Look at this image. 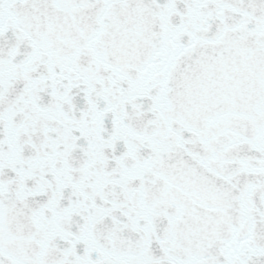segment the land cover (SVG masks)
I'll list each match as a JSON object with an SVG mask.
<instances>
[{
  "label": "water",
  "instance_id": "1",
  "mask_svg": "<svg viewBox=\"0 0 264 264\" xmlns=\"http://www.w3.org/2000/svg\"><path fill=\"white\" fill-rule=\"evenodd\" d=\"M39 1L40 9L29 7L33 12L29 15L27 11L8 12L6 0H0V119L19 120L11 132L10 125L0 124V133L8 156H16L28 168L27 178L18 182L21 171H10L9 182L0 183V199L22 192L24 183L28 184L25 194L30 189L35 191L33 199L23 202V208L13 210L16 222L23 225L16 229L25 237L12 236L13 240L6 242L0 235V264H105L100 252L83 250L64 240V229L55 233L61 226L59 222L66 220L71 223L65 225H71L80 213L86 218L116 214L118 231L122 229L127 239L137 231L143 235L157 227L163 229L166 225L157 224L160 210L169 201L175 205L171 209L177 207L176 199L192 200L204 224L210 226L205 230L212 234L209 246L213 247L204 250L216 254L196 258V262L264 264V106L260 102L264 61L253 53L254 47L262 43L261 36L254 37L252 49L246 50L245 40L235 35L236 40L227 45L220 30L212 28L207 30L206 38L203 35L202 43L199 30L207 20L189 9V0H97L87 8L90 0H82L84 5L76 0ZM213 1L207 4L211 7ZM98 9L101 12H95ZM145 9L151 10L147 18L138 11ZM133 14L140 18H132ZM89 15L92 21L87 20ZM41 16L46 17L43 22ZM227 16L235 17L237 11ZM195 20L201 22L194 25ZM131 23L139 26L135 38L150 37L153 31L157 37L182 39L180 30L184 38L196 40L209 52L221 56L228 53L226 63L215 64L213 79L217 87L211 80L209 87L200 83L192 88V78L179 83L178 74L172 70L166 75L169 86L165 76L162 78L163 89L168 92H155L156 99L170 94L167 104L155 101L152 111L149 109L156 121L148 123L144 121L145 112L139 114L134 103L133 61L124 58L131 46L101 45L94 55H88L75 44L54 45L58 49L45 51L44 43L31 42L67 39L76 33L81 39L91 33L100 39H130ZM189 48L179 49V56L194 59L197 54ZM206 52L201 51L202 63ZM12 63L13 77L27 82L24 102L18 99L20 88L9 74ZM43 65H51L56 76L42 72ZM158 72L156 69L154 75ZM201 75L193 71V77ZM100 78L102 83L96 82ZM83 82L89 83L92 91L94 87L105 89L106 94L90 96L84 91L81 96L85 100L79 101V92L65 85L77 87ZM186 87L189 90L183 89ZM43 144L45 149L41 150ZM52 167L60 176L47 174ZM92 169H97V175ZM79 181L82 190L78 187L72 197L79 192L86 196L74 212L71 202L55 199L54 188L63 191L72 187L73 191ZM158 184L163 185L153 187ZM90 197L92 204L88 203ZM4 205L0 202L1 208ZM38 222L51 225L52 230L27 225ZM170 230L173 239L185 245L182 228L174 226ZM243 236L249 242L236 244L237 237ZM6 243L11 255L5 250ZM223 245L229 252L239 246V260L223 251ZM173 252L180 249L175 247ZM149 253L138 254L139 264L148 262Z\"/></svg>",
  "mask_w": 264,
  "mask_h": 264
}]
</instances>
